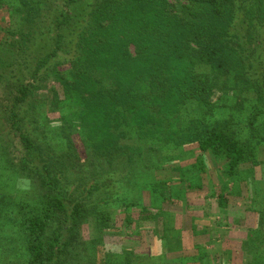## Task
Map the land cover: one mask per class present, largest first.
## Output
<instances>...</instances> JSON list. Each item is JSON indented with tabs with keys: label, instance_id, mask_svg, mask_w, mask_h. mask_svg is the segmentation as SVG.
Wrapping results in <instances>:
<instances>
[{
	"label": "trees",
	"instance_id": "obj_1",
	"mask_svg": "<svg viewBox=\"0 0 264 264\" xmlns=\"http://www.w3.org/2000/svg\"><path fill=\"white\" fill-rule=\"evenodd\" d=\"M262 183L264 0H0V264H213L188 206L149 209L264 222Z\"/></svg>",
	"mask_w": 264,
	"mask_h": 264
},
{
	"label": "rangeland",
	"instance_id": "obj_2",
	"mask_svg": "<svg viewBox=\"0 0 264 264\" xmlns=\"http://www.w3.org/2000/svg\"><path fill=\"white\" fill-rule=\"evenodd\" d=\"M171 175H174V173H171L169 170H163L157 173L151 172L149 176L145 175V178H152L155 176L156 180L160 182L168 179ZM173 177L175 180L178 178V176ZM210 185H212L211 182ZM263 189V183L258 185V190L260 192L257 198L255 197L252 186H250V191L246 192L253 198V201L256 199V202L252 203L251 206H253V208H258L260 211L264 210V206L261 205V193L264 192ZM189 193V197H191V200H189L192 202L194 201V203L189 201V205H186V203H183L184 205L181 206L174 205L164 212H161L158 207H149V212L153 215L157 214L160 221V223H156V231L169 229L171 224H173V221L175 220L176 222L178 219L177 216L174 217V215L179 211H183V209L188 206L186 215L188 216L189 221L184 223V228L188 229L190 225L189 229L191 230V227H193L191 226L192 224L197 227L195 235L193 234V240H196L200 244L203 242L207 244L204 252L209 255L213 264H264V222H259L255 214L253 215L251 212L246 211V208L249 207L248 205H242L240 200L234 197L236 199L229 198L230 203L227 205V209H219L216 205V200L214 198H208V189L202 192L199 198H196L198 194L196 195L195 192ZM174 196L175 198L180 197L179 200L185 199L182 191L177 192ZM140 208H137V210H134L133 212H135V214L138 212L139 214L142 210V208L141 210ZM174 224L175 226L177 225L176 228L178 227L180 230V224L177 222ZM252 230H257L258 233H254ZM91 232V227H85L83 233L85 240H90ZM172 233L174 234V244H176L178 238L177 231ZM125 234H119L117 231L114 234H108L107 237L104 238V241L111 245L123 242L124 244L119 245L131 249L133 252L135 251V248L137 251V253L135 252L136 254L145 257L148 256L150 251H147L148 249L144 250L143 246H139L138 242L139 240L141 241V235L135 234V237H133L131 236L132 234H130L129 237H127ZM4 244L5 245H2L8 247L9 242H4ZM159 246H161L160 241L154 249L156 254H159L162 251ZM253 246L255 247L253 248ZM253 253L256 254L254 255V259H249L248 256L253 255ZM82 262L84 263V259L80 255L77 264H82Z\"/></svg>",
	"mask_w": 264,
	"mask_h": 264
}]
</instances>
